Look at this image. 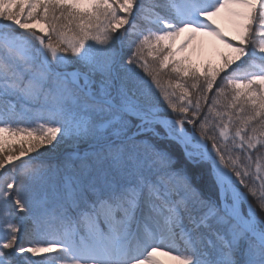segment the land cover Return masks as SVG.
<instances>
[{
  "label": "snow or ice",
  "instance_id": "obj_1",
  "mask_svg": "<svg viewBox=\"0 0 264 264\" xmlns=\"http://www.w3.org/2000/svg\"><path fill=\"white\" fill-rule=\"evenodd\" d=\"M161 256L264 264V0H0V264Z\"/></svg>",
  "mask_w": 264,
  "mask_h": 264
},
{
  "label": "rangeland",
  "instance_id": "obj_2",
  "mask_svg": "<svg viewBox=\"0 0 264 264\" xmlns=\"http://www.w3.org/2000/svg\"><path fill=\"white\" fill-rule=\"evenodd\" d=\"M218 23L224 29V34L227 37L232 35V31L226 20L221 17L218 19ZM184 37L181 36L177 39L176 44L179 45L183 41ZM193 46L196 47V52L192 53V46L189 47L186 54H192L193 62L196 64H201L204 62H211L214 65H218L220 63V53L226 52L223 45L219 44L216 41H213L209 37H197L193 42ZM161 260L165 261V264H171L168 261L167 257H159Z\"/></svg>",
  "mask_w": 264,
  "mask_h": 264
}]
</instances>
